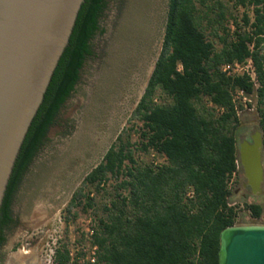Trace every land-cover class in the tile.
Wrapping results in <instances>:
<instances>
[{
    "label": "trees",
    "instance_id": "1",
    "mask_svg": "<svg viewBox=\"0 0 264 264\" xmlns=\"http://www.w3.org/2000/svg\"><path fill=\"white\" fill-rule=\"evenodd\" d=\"M210 1L169 0L162 49L132 116L142 123L138 145L122 132L73 194L68 212L82 205L98 218L89 264H219L221 232L237 224L231 181L241 166L239 93L256 97L264 159V0H236L253 7L254 18L248 12L243 23L233 17L232 32L224 2ZM107 3L85 0L80 9L15 163L1 220L8 219L17 184L76 89L93 54L92 40L103 32L100 19ZM249 59L254 76L223 70ZM135 150L155 151L166 160L139 162ZM99 194L106 199L98 202ZM246 207L261 216L260 204L246 202ZM54 261L76 262L67 246L56 248Z\"/></svg>",
    "mask_w": 264,
    "mask_h": 264
},
{
    "label": "water",
    "instance_id": "2",
    "mask_svg": "<svg viewBox=\"0 0 264 264\" xmlns=\"http://www.w3.org/2000/svg\"><path fill=\"white\" fill-rule=\"evenodd\" d=\"M84 2L0 0V211L24 140L69 45ZM107 2L100 19L103 32L92 40L93 54L18 191L16 214L27 225L22 232L30 233L54 219L71 201L73 196L58 207L42 206L82 155L109 144L113 130L108 132V128L113 117H119L118 107L127 99L139 71L151 65L159 14H165L166 0ZM239 155L247 184L253 194L260 195L264 183L260 130L252 142H242ZM37 244L32 247L36 264L41 251L36 252ZM219 264H264V224L223 229Z\"/></svg>",
    "mask_w": 264,
    "mask_h": 264
},
{
    "label": "rangeland",
    "instance_id": "3",
    "mask_svg": "<svg viewBox=\"0 0 264 264\" xmlns=\"http://www.w3.org/2000/svg\"><path fill=\"white\" fill-rule=\"evenodd\" d=\"M221 1L228 8L229 16L227 24L231 28V32L236 27L233 17H236L240 23H243L241 17L245 12H248L254 18L253 7L247 8L240 6L236 4V0ZM210 2L213 3L212 0ZM168 9L169 0H166L165 14H159L158 32L155 49L152 53L151 65L139 71L138 80L134 83L127 99L118 107L119 117H113L112 126L108 128V132H112L113 130L109 144L96 149L89 155H82L75 166L69 172L65 173L62 179L55 185V191L42 202V206L58 207L67 202L82 184L86 175L102 161L107 150L122 132L125 138L129 135L131 142L136 146L138 145L139 129L142 123L132 119V116L160 55L167 24ZM209 38L215 40L218 48L221 46L220 42L214 36H209ZM238 96L239 100L244 104V109L240 111L241 122L237 131L238 150H240L241 142L249 140L251 134L260 130V123L256 97L254 95L243 96L241 93ZM125 130L126 132H124ZM135 157L139 162L143 163L157 164L166 160L163 155L155 151L145 152L135 150ZM110 184H112V181ZM231 188L233 192L231 202L237 206L238 211L236 225L264 224V183L263 192L260 195L253 194L250 185L247 184L245 171L241 164L237 175L231 181ZM109 189L112 191L111 186H109ZM243 194H246V196L244 197ZM103 199L106 198L103 194H99L97 197L98 202H101ZM246 202L258 203L262 206V214L259 218L253 216L252 211L246 207ZM69 204L70 202L54 219L48 220L39 227L33 228L30 233L29 230L23 232L24 236L27 235L25 238L30 241L31 247L38 243L36 252L39 253L41 250L38 264H55V250L56 248H62L64 246L71 249L74 260H76L74 264L93 263L95 248H93L91 243V233L93 228L97 227V215L93 210H84L82 205L75 207L70 213L67 210Z\"/></svg>",
    "mask_w": 264,
    "mask_h": 264
},
{
    "label": "flooded vegetation",
    "instance_id": "4",
    "mask_svg": "<svg viewBox=\"0 0 264 264\" xmlns=\"http://www.w3.org/2000/svg\"><path fill=\"white\" fill-rule=\"evenodd\" d=\"M255 133L250 135V139H249L250 142H252V136ZM31 163L23 173L19 183L15 188L9 206L10 211H9L8 219L4 221V218L1 220L0 217V264H36L37 263L33 254L32 247L30 246V241L24 238V234L22 232L23 229L27 228V225L23 224L22 216L16 214V207H15L16 204L15 201L18 196V191L23 183L24 177ZM243 196L245 197L246 194H243Z\"/></svg>",
    "mask_w": 264,
    "mask_h": 264
},
{
    "label": "built area",
    "instance_id": "5",
    "mask_svg": "<svg viewBox=\"0 0 264 264\" xmlns=\"http://www.w3.org/2000/svg\"><path fill=\"white\" fill-rule=\"evenodd\" d=\"M223 70L227 71L229 74H244V73H249L254 76L253 73V65H252V60L249 59L246 63H233V64H226L223 66ZM188 195L190 197H193L194 195V190L191 188L190 191L188 192Z\"/></svg>",
    "mask_w": 264,
    "mask_h": 264
}]
</instances>
